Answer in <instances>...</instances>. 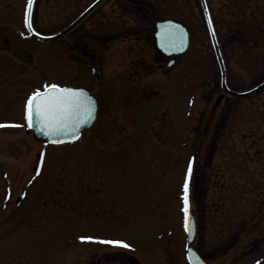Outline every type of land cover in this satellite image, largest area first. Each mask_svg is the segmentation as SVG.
<instances>
[{
  "label": "rangeland",
  "instance_id": "obj_1",
  "mask_svg": "<svg viewBox=\"0 0 264 264\" xmlns=\"http://www.w3.org/2000/svg\"><path fill=\"white\" fill-rule=\"evenodd\" d=\"M90 1L34 0L31 22L42 32L56 31ZM134 2L150 14L149 20L120 10L116 0H104L65 36L38 40L21 35L26 0H0V120L20 121L0 125V264H85L93 254L115 249L134 255L141 264H165V256L155 250L168 242L181 250L184 261L181 192L193 154L189 208L203 204L198 215L212 221L204 231L215 232L213 238L203 236L201 247L226 241L220 237L233 224L240 231L237 241L245 244L264 232V87L247 96L222 92L198 0ZM206 3L227 85L235 90L252 87L264 78V22L240 33L236 20L249 15L244 0ZM256 4L263 8L251 15L259 19L264 0ZM163 18L182 22L190 33L188 48L170 66L149 45L152 21ZM83 35L102 41L97 42L101 62L96 59L92 70L70 51L87 48L75 39ZM129 42H143L145 55L153 61L150 73L139 78L138 89L155 95L139 96L128 109L110 108L106 119L110 116L115 124L107 121L101 134L92 127L74 143L45 145L25 131L23 101L45 84L87 82L97 87L98 71L108 79L107 87L116 88L119 50ZM127 59L123 54V65ZM39 163L41 175L28 182ZM83 184L98 189L96 197L87 198ZM25 190L26 197L17 199ZM72 202L75 206L69 207ZM81 236L120 239L130 247Z\"/></svg>",
  "mask_w": 264,
  "mask_h": 264
},
{
  "label": "flooded vegetation",
  "instance_id": "obj_2",
  "mask_svg": "<svg viewBox=\"0 0 264 264\" xmlns=\"http://www.w3.org/2000/svg\"><path fill=\"white\" fill-rule=\"evenodd\" d=\"M104 1V0H102ZM117 5H119L120 10L121 7H124L125 9H128V12H130V15L132 16H138L142 19L148 20L149 15L147 12H144L137 3L134 2V0H116ZM121 6V7H120ZM101 20V18H100ZM100 23V21H99ZM100 35V34H99ZM105 34H103L104 36ZM75 39H82L83 42H87L86 49L84 50L87 55H83L82 59L86 62H84V65H87L90 67V69L94 67V63L97 59V61L101 62V47L100 44H102L101 39L92 40L89 37H86V35L75 37ZM97 42H99V46H97ZM92 44V45H91ZM150 45V43H149ZM152 45V44H151ZM105 46V45H104ZM100 47V48H99ZM127 48L124 50H119L120 55H118V64L116 65L117 71L114 73V77L116 80V88L107 87L109 85L108 79L103 75V73L98 71H94V78L97 82V87L92 85H88L86 82V88L92 92V94L96 98L97 102V109H96V116L94 119V122L92 123L91 127H98V131L103 133L104 128L106 126V123H116V120L113 121L112 119H106V114L110 112V108L118 109L119 107L124 110L128 109L130 105L135 102L140 95L139 89H138V80L140 77L147 76L150 71L153 68V61H149L148 56L145 55L146 52H144V45L142 44L138 45L136 42L128 44L126 46ZM148 47V46H147ZM74 55L79 56L77 53L73 51ZM123 54L128 55V59L125 61L124 65L122 63V56ZM111 84V83H110ZM101 91V94H100ZM152 91V90H149ZM149 91H146L147 93H150ZM117 97V100H115V97ZM116 101V106H114ZM118 101L120 104H118ZM119 108V109H120ZM104 109V111H102ZM105 112L103 115V118L101 117V113ZM108 121V122H107ZM101 140L103 139L100 136ZM33 171H37V168H33ZM40 171V170H38ZM40 174H33V180L35 178H38ZM77 181L83 182L81 179H77ZM84 183V182H83ZM84 191L88 192L87 198L96 197L95 195V189L92 190V187H87L85 189V185L83 184ZM81 186V188H83ZM93 192V193H91ZM69 200L71 201V197H69ZM93 201V199H91ZM63 202L66 204V201L63 200ZM67 206V205H66ZM75 203L70 204L69 207H74ZM43 207V206H42ZM68 207V206H67ZM87 207V205H85ZM44 208V207H43ZM203 204L198 205L197 209L193 210L191 209V212L194 214V220L196 224V234L193 242V246L195 247L196 251L199 253V255L207 262V264H264V232L259 236L258 239H252L248 244H245L243 242L237 241L239 240L238 235L240 234V231L235 229L234 224L230 226V231L226 234L225 237H220L222 239L226 238L224 242L219 243L218 246H213V244L207 248L201 247V241L203 240V236H208L207 238H213V234L215 232H205L204 229L207 226L212 225V221H210L207 217H202V215H198L200 213L203 214L202 211ZM92 215H87V217H95L97 212L92 213ZM261 217H264V212ZM264 229V225L262 227ZM218 234V233H216ZM224 234V233H222ZM215 235V234H214ZM261 237V238H260ZM197 239H198V245H197ZM219 239V238H217ZM160 241L159 243H161ZM169 242L166 243L164 246L157 247L156 252L159 249V252L165 256V259H163L165 264H187V262L181 260V250L180 249H172L173 247L168 246ZM185 240L183 235V249L182 253L184 256V248H185ZM213 246V247H212ZM252 254H259L257 256V259L251 261V259H247ZM248 256V257H247ZM85 264H141L139 260L134 256L130 254L123 253L122 251H114L110 254L103 253L101 255H95L91 256V258L85 262Z\"/></svg>",
  "mask_w": 264,
  "mask_h": 264
},
{
  "label": "snow or ice",
  "instance_id": "obj_3",
  "mask_svg": "<svg viewBox=\"0 0 264 264\" xmlns=\"http://www.w3.org/2000/svg\"><path fill=\"white\" fill-rule=\"evenodd\" d=\"M33 0H26L24 7V27L29 32L33 31V25L30 22V11ZM209 30L212 24L209 21ZM24 35V33H21ZM162 43L166 46L173 44L177 36L171 31L169 26H164L160 33ZM93 101L90 96L81 89L60 86L58 84H45L43 90L37 88L30 92L24 103V120L28 127L37 126L46 136H64L65 139H74L79 133L78 128L81 124L86 123L92 115ZM41 155L43 153L41 152ZM191 160H189V170ZM39 169L37 168V171ZM181 211L184 214V229L189 230V204H188V171L185 172L184 183L182 185ZM5 199L8 198L5 194ZM81 240H97L113 246L130 247L125 241L120 239L100 240L96 237H78Z\"/></svg>",
  "mask_w": 264,
  "mask_h": 264
},
{
  "label": "water",
  "instance_id": "obj_4",
  "mask_svg": "<svg viewBox=\"0 0 264 264\" xmlns=\"http://www.w3.org/2000/svg\"><path fill=\"white\" fill-rule=\"evenodd\" d=\"M99 0H95L89 7H87L83 12H81L73 21H71L66 27H64L63 29H61L60 31H58L57 33H54L52 35H42L39 33H36L34 31H31V33L35 36H37L40 39H52L55 37H58L60 35H62L64 32H66L68 29H70L82 16H84ZM201 7H202V12H203V16L205 19V23L209 32V36H210V40L212 43V47L215 53V57L217 59L218 65H219V69H220V78H221V87L223 88V90L231 95H247L250 94L258 89H260L261 87L264 86V79L262 81H260L257 85H255L254 87H252L251 89H248L246 91H241V92H237V91H232L230 90L226 84H225V78H224V66H223V62H222V58L220 55V51L218 48V44L216 41V37L214 34V30L213 27L211 29V31L209 30V21L210 17H209V13L205 4L204 0H199ZM212 24V23H211ZM169 26L170 30L175 32L177 39L173 44H169V45H165L162 43L161 40V36L160 33L163 31L164 26ZM154 26H155V31H154V46L155 48L165 54V55H169V56H174L180 52H182L188 45V32L186 30V28L179 22L175 21V20H171V19H165V20H160V21H156L154 22ZM173 59H171L168 63H170ZM69 87V86H67ZM71 88H75V87H71ZM77 89H81L82 88H77ZM84 93H86L88 95V93L83 90ZM89 96V95H88ZM91 97V96H90ZM92 98V97H91ZM94 109L95 106L93 105V111H92V115L89 117V119L87 120L86 123H83L79 126L78 128V133L81 129L87 127L90 122L93 119L94 116ZM31 129L33 130L34 136L36 138H41V139H46L47 141L51 142V143H60V142H64V141H70L68 139H65L64 136H46L43 131H41V129L37 126H33L31 127ZM78 136V135H77ZM76 136V137H77ZM75 137V138H76ZM74 138V139H75ZM73 140V139H71ZM188 226H189V230L186 232L187 233V238L188 240H190L193 236V232H194V226L192 221L189 218L188 221ZM187 256H188V260L191 264H204V262H202V260L196 256L195 252L193 250H188L187 251Z\"/></svg>",
  "mask_w": 264,
  "mask_h": 264
},
{
  "label": "trees",
  "instance_id": "obj_5",
  "mask_svg": "<svg viewBox=\"0 0 264 264\" xmlns=\"http://www.w3.org/2000/svg\"><path fill=\"white\" fill-rule=\"evenodd\" d=\"M243 6H244V9H248L249 15L245 20L241 17H239L236 20V25H237L236 28H237V31L240 33L245 32V30L254 23L264 22V17H263L264 13H262L261 11H258L260 12L259 14H261V18H260V15L258 14L259 19L252 18L254 15H251V14H254L256 10H260L261 7L263 8V4L261 5L256 4V0H244ZM244 24H247L246 27ZM244 27L245 29H243Z\"/></svg>",
  "mask_w": 264,
  "mask_h": 264
}]
</instances>
